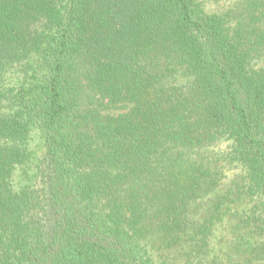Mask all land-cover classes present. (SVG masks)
Segmentation results:
<instances>
[{
  "label": "trees",
  "instance_id": "obj_1",
  "mask_svg": "<svg viewBox=\"0 0 264 264\" xmlns=\"http://www.w3.org/2000/svg\"><path fill=\"white\" fill-rule=\"evenodd\" d=\"M0 264H264V0H0Z\"/></svg>",
  "mask_w": 264,
  "mask_h": 264
},
{
  "label": "rangeland",
  "instance_id": "obj_2",
  "mask_svg": "<svg viewBox=\"0 0 264 264\" xmlns=\"http://www.w3.org/2000/svg\"><path fill=\"white\" fill-rule=\"evenodd\" d=\"M119 112H121V111H112V113H114V114H118ZM222 148H224V146H222ZM234 171H227L226 172V175H227V179H226V181L228 182V181H230L232 178H233V176H234Z\"/></svg>",
  "mask_w": 264,
  "mask_h": 264
}]
</instances>
